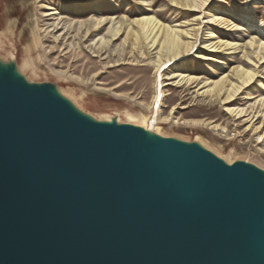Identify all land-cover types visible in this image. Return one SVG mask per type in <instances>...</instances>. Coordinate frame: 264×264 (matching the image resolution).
Segmentation results:
<instances>
[{"label": "water", "instance_id": "obj_1", "mask_svg": "<svg viewBox=\"0 0 264 264\" xmlns=\"http://www.w3.org/2000/svg\"><path fill=\"white\" fill-rule=\"evenodd\" d=\"M21 83L0 81V264H214L202 238L241 232L264 257V222L214 173L242 165L161 139L165 165L143 130Z\"/></svg>", "mask_w": 264, "mask_h": 264}, {"label": "rangeland", "instance_id": "obj_2", "mask_svg": "<svg viewBox=\"0 0 264 264\" xmlns=\"http://www.w3.org/2000/svg\"><path fill=\"white\" fill-rule=\"evenodd\" d=\"M142 15L155 16L182 30L195 29L198 35L192 52L162 70L160 114L168 120L161 125L162 136L200 141L229 161H249L264 168V104L260 102L264 99V64L257 68L244 56L252 51L247 44L264 28V0H207L204 8L194 12L172 5L171 0H0V66L10 65V71L19 73L20 80L31 88L61 92L65 101L94 120L109 117L143 130L144 118L154 115L150 107L155 97V52L142 55L133 51L124 41L126 30L110 41V23L99 30L91 25L102 17L115 18L125 26ZM210 16L222 17L226 25L209 26ZM229 24L238 30L228 31ZM207 28L241 47L222 54L208 52L205 46L212 37ZM238 66L257 68L259 75L225 106L220 100L197 94L195 88L179 87L168 80L183 73L201 81L229 76L236 83L232 71ZM226 106L248 109L251 116L239 119Z\"/></svg>", "mask_w": 264, "mask_h": 264}, {"label": "bare ground", "instance_id": "obj_3", "mask_svg": "<svg viewBox=\"0 0 264 264\" xmlns=\"http://www.w3.org/2000/svg\"><path fill=\"white\" fill-rule=\"evenodd\" d=\"M171 3L179 8H186L191 12L198 11L206 6V0H171ZM243 17L245 18L244 20L248 21L247 15H244ZM107 23L111 24L108 29L110 41L119 39L121 32L126 30L124 41L131 44L133 51L137 50L142 55H144L146 51L152 54L155 52V97L153 105H151L152 108L150 107V109L154 111V115L152 118H150V116L144 118L141 123L142 125H140L143 127L144 137L148 140L145 150H148L150 154H154L152 152L157 150L155 153L160 155L158 150L163 149L164 147L165 165L168 163L169 166H173L174 168L182 167V165L176 163L177 159L170 155L169 144L164 143L163 145L161 139H164L165 142L172 141L175 144L196 147L204 153L211 154L219 161L221 166L227 167L226 169H231V167H235L236 165H242L234 171H214L215 177L219 178L222 182V184H219V186H223L222 189L226 190L234 197L243 198L247 203V209L264 222V168L252 164L249 161H229L228 158L212 153V150L200 141L187 142L177 138L163 137L161 134V125L168 122L167 119H162L160 114L162 98L164 97V92L162 91V70L165 69L166 66L172 64L173 61L180 60L181 58L183 59V57L194 50L196 47L195 43L198 41V35L195 33L196 30H182L173 26L165 25L158 18L150 15L137 17L132 20L131 23L127 22L125 26L123 23L116 22L115 18L107 19L102 17L93 20L91 25L95 27V30H99ZM207 23L209 26L215 27L226 25V22L220 16H212ZM229 25L227 26L229 27L228 31L238 30L236 25ZM210 29L211 28H207L208 35L209 37H212V39L208 46H205L208 52L222 54L225 51H236L241 47L238 43L222 40L219 37H216ZM258 31L259 37L252 39L251 42L247 44L252 50L251 53H244V56L250 61V63H253L252 65L257 68L264 64V28L260 27ZM0 36L2 37L1 33ZM101 40L103 41V39ZM252 58L256 59V62H254ZM205 60H210V57H206ZM243 63L248 64L246 61H243ZM9 66L10 65L6 63L0 66V81H5L7 76L14 83H20V74L17 72H11ZM257 68L246 69L241 66L234 68L232 71V79H235L236 83H233L229 79V76H224L217 81H201V78L198 76L183 73L173 75L168 78V80H174V85L179 87L195 88L197 94L201 93L212 99L220 100L225 106L229 105L242 89L249 87L255 81V78H258L259 72ZM25 86L27 85L25 84ZM50 94L55 98L65 99V96L61 92H50ZM260 102L264 104V99L260 100ZM67 103L76 114L90 122L108 125H122L120 124V120L114 122L109 117H106V119L101 121L94 120L91 116L76 109L73 103ZM143 109H145V107ZM150 109L147 108V111L150 112ZM226 111L239 119L250 115L248 114V109H239L228 106ZM262 115L264 116V113H262ZM129 118L134 122L136 121L134 120L135 117L132 115H130ZM249 122L251 121L249 120ZM260 128L261 126L256 128V131H259ZM263 136L264 134L261 138H263ZM228 172L232 173L230 178L222 179V177ZM201 251L202 256L206 259H215L214 264H264V257L258 252L257 246L251 238L243 232L238 236H230L225 233H214L209 237H204L202 238Z\"/></svg>", "mask_w": 264, "mask_h": 264}, {"label": "snow or ice", "instance_id": "obj_4", "mask_svg": "<svg viewBox=\"0 0 264 264\" xmlns=\"http://www.w3.org/2000/svg\"><path fill=\"white\" fill-rule=\"evenodd\" d=\"M206 2H207V0H206Z\"/></svg>", "mask_w": 264, "mask_h": 264}]
</instances>
